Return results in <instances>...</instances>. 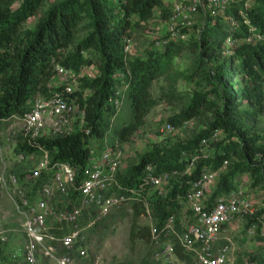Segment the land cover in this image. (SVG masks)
<instances>
[{
  "label": "trees",
  "instance_id": "1",
  "mask_svg": "<svg viewBox=\"0 0 264 264\" xmlns=\"http://www.w3.org/2000/svg\"><path fill=\"white\" fill-rule=\"evenodd\" d=\"M47 1L0 0V121L26 115L35 92L45 97L62 94V88L50 86L56 67L78 75L90 66L96 68L95 77L77 78L76 89L66 98L83 111V123L76 122L73 134L37 140L54 161L82 169L90 141H96L97 152L104 141L110 142L109 138L126 142L144 117L162 103L181 105L178 114L166 121L173 129L203 120L205 130L192 134L185 143L154 148L118 174V181L137 194L130 204L134 217L140 212L141 217L151 218V224L143 228L137 227V218L133 219L132 238L150 244L151 227L160 228L168 216H175L179 224L180 202L204 168L217 171L224 161L228 162L218 175L211 199L238 189L237 178L245 174L249 176L248 189L264 190V163L257 159L258 155L264 156V146L257 144L261 139L247 128L264 113V42L255 40L256 35L264 37V0H230L223 15L205 14L196 36L165 42L157 51L135 59L124 52V38L130 43L133 29L140 30L150 23L154 11L159 19L168 21L172 9L167 0H55L45 7ZM35 16L39 18L33 29H23V24ZM230 19L237 22L234 28L229 26ZM228 38L236 45L226 47ZM247 39L252 42H242ZM184 53L191 57L190 67L176 73L172 62ZM173 75L193 83L191 97L185 101L172 86L154 99L153 84ZM236 80L244 83L242 88L232 84ZM119 89L125 94L121 95ZM122 106L133 120L128 126L112 130ZM215 133L222 138L209 145L208 157L197 160L187 170L200 141ZM16 151L24 158L36 153L21 143ZM147 166L152 168L153 176L175 174L164 195L150 193ZM21 169L16 168L12 174L21 175ZM257 217L245 219V227ZM258 239L264 244V237ZM174 253L181 264H194L191 256L178 248ZM1 254L0 249L3 260Z\"/></svg>",
  "mask_w": 264,
  "mask_h": 264
},
{
  "label": "built area",
  "instance_id": "2",
  "mask_svg": "<svg viewBox=\"0 0 264 264\" xmlns=\"http://www.w3.org/2000/svg\"><path fill=\"white\" fill-rule=\"evenodd\" d=\"M229 5L230 0H178L171 9L173 18L181 19L183 26L188 27L191 25L190 18L198 14L199 8L212 9L211 14L223 15ZM244 7H247V3ZM197 25L199 29L201 23ZM236 25L235 20H229L230 28ZM165 35V42L185 41L188 38L182 28L170 24ZM255 40L264 42V37L256 35ZM242 42L252 41L247 39ZM123 43L124 52L128 53L129 40L124 38ZM224 45L229 47L233 42L228 38ZM55 71L50 86L62 88V94L37 97L26 115L13 116L4 121L17 120L20 124L21 134L17 135L9 129L7 139L19 138L21 144L31 147L41 154V158L33 168L24 170L21 175L10 174L6 180H2V186L18 216L23 239L21 246L9 250L4 259H0V264H44L47 261L49 264H76L85 257L90 236L99 231L115 212L136 199V192L117 179L118 174L122 173L123 159L117 142L104 141L102 151L97 152L96 141H90L87 162L80 170L50 159L47 151L37 143L41 138L73 134V125L68 126L72 119L78 125L83 123V111L66 99L76 89L78 75L60 67H56ZM261 82L264 92V76ZM172 132L173 128L167 124L164 133ZM219 136V133H215L200 141L198 152L191 158L187 170L197 160L208 157L209 145ZM33 157L34 154H30L24 158L19 152L18 161ZM257 159L264 163V156L258 155ZM227 164L224 161L217 171L204 168L200 172L180 202L187 214L179 219V224H176L175 216H168L160 228H150L152 251L147 264H172L176 258V248L190 255L194 264H235L230 257V246L216 247V244L222 240L224 227L236 220L255 217L257 208L249 191L240 188L217 194L211 199L218 175ZM145 171L150 193L164 195L168 182L175 174L153 176L150 166ZM260 192L263 194L261 208L264 209V190ZM260 218L263 216L257 217L256 222H250L247 234L264 237ZM5 242V233L0 232V244ZM242 264H264V259H246Z\"/></svg>",
  "mask_w": 264,
  "mask_h": 264
},
{
  "label": "rangeland",
  "instance_id": "3",
  "mask_svg": "<svg viewBox=\"0 0 264 264\" xmlns=\"http://www.w3.org/2000/svg\"><path fill=\"white\" fill-rule=\"evenodd\" d=\"M54 1L55 0H48L45 7ZM167 1L170 3V8L178 3V0ZM211 10L212 9L199 8L198 14L190 18L191 25L188 27L183 26V21L181 19H174L171 13L168 21H162L159 19L157 11H154L150 23L145 24L140 30L133 29L134 33L128 47V57L130 59L144 57L146 52L157 51L161 48L165 43V32L169 24L182 28V32L186 33L188 37L196 36L199 30L197 29V24H202L205 14L212 12ZM38 18L39 16L29 18L23 24V29H33ZM80 36V34L77 35V38H80ZM235 45L236 44L233 46ZM190 64L191 57L187 53H184L180 58L173 60L172 67L174 72L181 73L185 72L190 67ZM214 64L213 62L211 65L213 66ZM95 75L96 68L90 66L82 68L78 77L92 79ZM232 84H236L235 87L240 88L244 85V83H237V80L233 81ZM172 86H174L176 92L182 96L185 101L191 97V94L195 90L193 83H186L182 78L179 79L173 75L171 79L167 77L155 82L152 86L151 94L154 99H157L161 90L170 89ZM120 91L121 95L125 94L124 90L121 89ZM37 97L45 96H42L39 92H35L31 98L30 104H32ZM180 107L181 105H169L167 103L157 105L144 117L137 131L126 142H117L116 145L123 157L121 172H124L132 164H135L139 156L150 152L154 148L167 149L177 144H183L190 139L192 134L205 130V126L201 123L203 120H192L184 123L180 128L173 129L172 133L165 134L164 128L168 124L166 122L167 119L177 115ZM132 120L130 113L122 106L116 120L112 124V130H117L122 125L128 126ZM75 121L76 120L72 119V121L68 123V126L73 125V128H75ZM247 128L252 135L261 139L257 144L264 146V113L252 123V127L248 125ZM9 129L14 131L17 135L21 134L20 124L17 120L0 121V232H4L6 237V242L0 245L2 258H4L9 250L21 246L23 239L18 216L15 214L12 202L2 186V180H6L16 168H22L21 171L33 168L36 161L41 158V154L35 153L34 159L18 161L19 153L16 151V148L20 145V139L17 137L7 139V131ZM220 138H222V136H220ZM109 139V141L114 144L115 141H113V139L115 138ZM101 151L102 150L99 152ZM249 183V176L245 174L237 178L236 184L238 188L248 190L253 196V205L257 208L256 216H263V218H260V221L264 224V209L261 208L263 194L260 192L261 189H248ZM179 212L181 214L180 218L187 214L181 204ZM139 213L140 212H138V217H134V212L130 204L125 205L115 212L111 218L107 220V224L104 226L103 230H99L94 233L93 236H90L86 246L87 253L85 257L78 260L76 264H147V262L150 261V254L152 251L149 241L132 238L130 236V229L134 222V218H137L136 225L139 228L147 227L151 224L150 217H141ZM237 240L239 244L235 245L238 248V254L243 256L245 260L251 259L261 261L262 257L264 259V244L255 250L249 251L244 248L245 245L240 239ZM248 240H250V238H248ZM47 262H44V264H49ZM172 264L181 263L174 258Z\"/></svg>",
  "mask_w": 264,
  "mask_h": 264
},
{
  "label": "crops",
  "instance_id": "4",
  "mask_svg": "<svg viewBox=\"0 0 264 264\" xmlns=\"http://www.w3.org/2000/svg\"><path fill=\"white\" fill-rule=\"evenodd\" d=\"M225 232L222 236V240H220L216 247H220L222 245L230 246V257L234 261L235 264H242L244 262L243 256H240L238 253V248L235 244H239L237 239H240L242 243H244V248L246 250L252 251L257 249L259 246H262L263 243L259 242L258 236H251L247 234V227L244 225V221L236 220L231 225L224 227ZM254 237V238H252ZM250 238V240H248ZM262 257V256H261ZM263 260V257L261 258Z\"/></svg>",
  "mask_w": 264,
  "mask_h": 264
}]
</instances>
